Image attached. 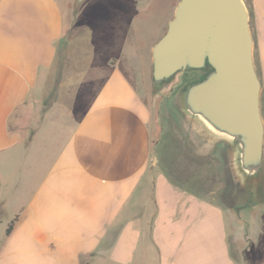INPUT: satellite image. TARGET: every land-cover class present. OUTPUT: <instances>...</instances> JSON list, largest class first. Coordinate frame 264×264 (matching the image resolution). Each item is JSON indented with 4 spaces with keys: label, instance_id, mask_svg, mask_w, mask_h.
<instances>
[{
    "label": "crops",
    "instance_id": "obj_1",
    "mask_svg": "<svg viewBox=\"0 0 264 264\" xmlns=\"http://www.w3.org/2000/svg\"><path fill=\"white\" fill-rule=\"evenodd\" d=\"M243 2L264 128V0ZM70 31L58 0H0V264H264V137L252 202L203 197L192 158L193 181L171 182L153 156L151 59L144 82L129 32L125 52L83 36L74 56ZM202 138L226 144L232 179L234 147Z\"/></svg>",
    "mask_w": 264,
    "mask_h": 264
},
{
    "label": "water",
    "instance_id": "obj_2",
    "mask_svg": "<svg viewBox=\"0 0 264 264\" xmlns=\"http://www.w3.org/2000/svg\"><path fill=\"white\" fill-rule=\"evenodd\" d=\"M252 47L243 0H178L150 49L154 87L178 72L210 67L184 88L180 105L207 136L234 145L233 166L243 179L259 174L263 153L261 85Z\"/></svg>",
    "mask_w": 264,
    "mask_h": 264
},
{
    "label": "rangeland",
    "instance_id": "obj_3",
    "mask_svg": "<svg viewBox=\"0 0 264 264\" xmlns=\"http://www.w3.org/2000/svg\"><path fill=\"white\" fill-rule=\"evenodd\" d=\"M177 1L117 0L98 4L85 0L80 6H76L74 0H58L66 25L71 29L69 41L74 56L80 55L83 36L92 39L94 45L98 43L101 56L125 52L124 39L129 32V40L136 43L139 54V60L132 62L131 67L138 71L144 82L148 81L150 45L152 46L162 34L164 24L167 23V18L172 16ZM74 16L75 22L70 28L71 18ZM129 25L131 29L128 30ZM119 65L128 73L129 70L123 62ZM201 73L202 71L193 69L178 72L160 87L150 84L143 93L151 107V121L155 126L153 156L165 175L175 184L193 181L194 176H190L188 168L186 165L184 168L182 164V158H192L196 164V185L199 184L202 196L207 199L248 196L252 202L259 195L258 175L256 178L250 177L257 180L256 188H249L247 178L243 179L235 169L231 179L224 167L226 144H207L202 138L206 135L205 132H197L198 124H195V131L191 124L189 126L184 121V117L192 120L183 111L180 99L178 104V95ZM249 228L247 239H253L252 228L254 230L256 227L252 225ZM247 231L246 225L243 233ZM253 250L251 247V254L257 255ZM261 255L263 256V253Z\"/></svg>",
    "mask_w": 264,
    "mask_h": 264
},
{
    "label": "trees",
    "instance_id": "obj_4",
    "mask_svg": "<svg viewBox=\"0 0 264 264\" xmlns=\"http://www.w3.org/2000/svg\"><path fill=\"white\" fill-rule=\"evenodd\" d=\"M210 70V67L208 66V67H206V68H204V69H200V71H202V73L200 74V76L196 79V80H199V79H201L208 71ZM195 80V81H196ZM166 82V81H165ZM194 82V81H193ZM164 83V82H163ZM192 83V82H191ZM184 90V89H183ZM183 90H182V92H183ZM12 224H13V220H11L10 222H9V224H8V226H7V228L5 229V234H8L9 233V231L11 230V228H12Z\"/></svg>",
    "mask_w": 264,
    "mask_h": 264
},
{
    "label": "flooded vegetation",
    "instance_id": "obj_5",
    "mask_svg": "<svg viewBox=\"0 0 264 264\" xmlns=\"http://www.w3.org/2000/svg\"><path fill=\"white\" fill-rule=\"evenodd\" d=\"M180 95H181V93L178 95V98H177V102H178V104H179V97H180ZM233 147H234V145L233 144H231ZM255 178H256V176H255ZM255 178H247L246 179V183H247V185H249L250 187L249 188H256V179Z\"/></svg>",
    "mask_w": 264,
    "mask_h": 264
}]
</instances>
